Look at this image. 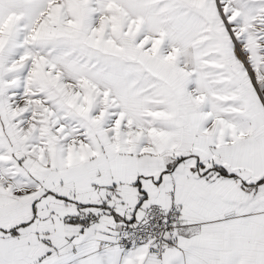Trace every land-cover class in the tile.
Listing matches in <instances>:
<instances>
[{"label":"snow or ice","instance_id":"1","mask_svg":"<svg viewBox=\"0 0 264 264\" xmlns=\"http://www.w3.org/2000/svg\"><path fill=\"white\" fill-rule=\"evenodd\" d=\"M0 264H264V0H0Z\"/></svg>","mask_w":264,"mask_h":264}]
</instances>
